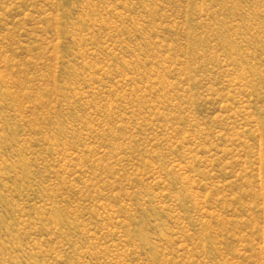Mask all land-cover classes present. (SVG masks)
I'll return each instance as SVG.
<instances>
[{"label":"rangeland","instance_id":"obj_1","mask_svg":"<svg viewBox=\"0 0 264 264\" xmlns=\"http://www.w3.org/2000/svg\"><path fill=\"white\" fill-rule=\"evenodd\" d=\"M0 264H264V0H0Z\"/></svg>","mask_w":264,"mask_h":264}]
</instances>
